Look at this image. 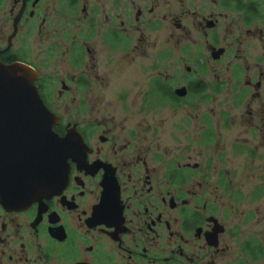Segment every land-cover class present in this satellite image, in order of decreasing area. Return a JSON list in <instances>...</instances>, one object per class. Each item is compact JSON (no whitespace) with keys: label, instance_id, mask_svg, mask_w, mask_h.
I'll use <instances>...</instances> for the list:
<instances>
[{"label":"flooded vegetation","instance_id":"af4514ba","mask_svg":"<svg viewBox=\"0 0 264 264\" xmlns=\"http://www.w3.org/2000/svg\"><path fill=\"white\" fill-rule=\"evenodd\" d=\"M7 24L0 62L72 139L55 194L0 203V264H264V0H13Z\"/></svg>","mask_w":264,"mask_h":264},{"label":"water","instance_id":"95a60500","mask_svg":"<svg viewBox=\"0 0 264 264\" xmlns=\"http://www.w3.org/2000/svg\"><path fill=\"white\" fill-rule=\"evenodd\" d=\"M37 77L28 65L0 62V203L12 207L55 194L68 178L72 138L54 133L57 119L38 93Z\"/></svg>","mask_w":264,"mask_h":264},{"label":"rangeland","instance_id":"374dc122","mask_svg":"<svg viewBox=\"0 0 264 264\" xmlns=\"http://www.w3.org/2000/svg\"><path fill=\"white\" fill-rule=\"evenodd\" d=\"M13 6V0H3L0 4V44L5 45L7 36L10 35V26L7 24V19L9 16V11ZM25 31H22V37L14 43V48L17 53L22 49H26L28 52L27 59L35 64L39 63V53H40V36H39V18L37 17L36 22L27 23ZM166 30L161 31L159 42L160 44H165L168 42V34L165 33ZM23 39V42H21ZM26 47V48H25Z\"/></svg>","mask_w":264,"mask_h":264},{"label":"trees","instance_id":"16d2710c","mask_svg":"<svg viewBox=\"0 0 264 264\" xmlns=\"http://www.w3.org/2000/svg\"><path fill=\"white\" fill-rule=\"evenodd\" d=\"M13 60H10V62H12Z\"/></svg>","mask_w":264,"mask_h":264}]
</instances>
